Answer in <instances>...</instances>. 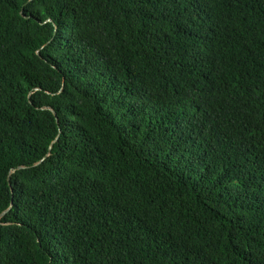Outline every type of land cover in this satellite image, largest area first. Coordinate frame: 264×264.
<instances>
[{
    "label": "trees",
    "instance_id": "obj_1",
    "mask_svg": "<svg viewBox=\"0 0 264 264\" xmlns=\"http://www.w3.org/2000/svg\"><path fill=\"white\" fill-rule=\"evenodd\" d=\"M0 264H264V0H0Z\"/></svg>",
    "mask_w": 264,
    "mask_h": 264
},
{
    "label": "water",
    "instance_id": "obj_2",
    "mask_svg": "<svg viewBox=\"0 0 264 264\" xmlns=\"http://www.w3.org/2000/svg\"><path fill=\"white\" fill-rule=\"evenodd\" d=\"M54 115L56 116V114L54 113Z\"/></svg>",
    "mask_w": 264,
    "mask_h": 264
}]
</instances>
